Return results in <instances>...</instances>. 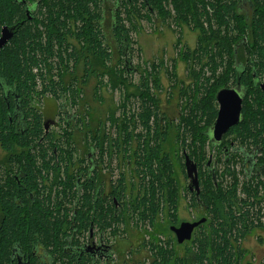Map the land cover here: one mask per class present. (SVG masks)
Returning a JSON list of instances; mask_svg holds the SVG:
<instances>
[{"label":"trees","instance_id":"obj_1","mask_svg":"<svg viewBox=\"0 0 264 264\" xmlns=\"http://www.w3.org/2000/svg\"><path fill=\"white\" fill-rule=\"evenodd\" d=\"M141 1L142 7L150 17L156 16V12L161 16L165 14H163L162 6L166 0ZM172 1L178 13V20L189 25L188 19H191L194 28L201 32V37L207 43V48H210V44L214 42L218 49V58L222 59L225 54L228 57L227 69L219 79V83H224V85H214L209 90H205L203 95L210 100H215L217 91L226 88L225 86L230 80L234 86L241 85L245 91L242 102V119L235 127H231L233 128L231 133L237 134L242 140L249 141L250 145H258L264 149V91H260L258 88L259 79L264 78L263 4L257 0H230L226 3L222 0H212L210 6L214 10L213 18L219 28H223L227 33L232 30L231 21L235 23L237 36L230 41L227 35L220 34V30L210 29L207 34L203 27V21L210 23L211 19L204 8L203 1ZM95 2L96 0H62L59 3L46 1L39 7L37 18H32L25 15L21 3L17 0H0V31L3 27L13 28V37L0 50V142L3 147L6 146L9 135L14 133V125L9 121L8 116L12 115L13 100H15V105H18L20 112H23L25 122L24 126L21 124L17 135L21 150L14 158L17 156L16 160L26 168L29 178L32 179L29 186H33L28 190L35 192L34 202L30 203L26 196L27 193L21 191L19 197L24 201L25 209L17 207V201L12 196L13 191L17 192V188L9 190V193H0V207L3 209L4 216L0 230L1 259L14 241L20 242L22 247H28L30 243L35 242L46 246L59 244L62 239L61 233L69 231L70 224L74 222L68 213H60L63 207L62 202L67 198L66 190L55 192L54 198L48 195L44 200L37 194L39 191L38 176L53 175L57 178L54 181L58 182L55 185L60 187L65 185L63 183H68L71 188L73 187L77 174L66 170L63 172L66 181L63 182L59 170L64 162L70 163L76 159L71 131L73 128L68 126V132L58 138H54L49 132L45 134L42 115L38 110L30 107V103L33 99L32 96L38 97L45 91H50L59 98H62L63 94L67 95L68 99L71 98V103L76 105L80 100V94L72 80L65 82L67 70L70 68L65 67L62 71L63 69L59 68L58 64L64 63L66 56L74 62L72 68L75 69L81 60L78 58L79 55L84 54V51L98 54V50L101 51L102 64L106 60L110 61L105 33V30L108 29L110 38L118 45L120 54L124 57V69L127 73L126 62L129 60L123 52L126 47L129 48V43L127 35L121 29L118 11L121 8H135L138 0L124 5H121L120 0L117 1V4L121 6L113 9V18L110 19L111 24L108 29L104 24L107 19H97L100 18L101 8L92 9L89 6L90 3ZM243 5H246V10L241 9ZM96 9L98 13H96ZM127 13L129 16L131 15L130 11ZM78 22L79 26H77ZM72 24L73 30L71 29ZM69 36L77 39L80 51L75 48L71 49L70 44L66 43ZM104 39L107 47L103 50L101 45ZM56 45H58L57 51H55ZM63 46L64 48H62ZM69 49H71L70 53ZM211 62L216 63L212 59ZM93 65L94 61L86 59L84 62L86 72H92ZM38 86L42 91L36 90ZM145 90L140 95L143 107L141 114L138 115L139 122L144 129L142 133L134 134L136 122L132 117L119 123L111 116L107 121H110L113 124L112 127L120 135H123L122 138L115 139L109 136L102 125L98 126L97 133L84 134L89 143H93L96 148H99L102 152L101 155L105 157L109 155L110 149L114 148L115 152L120 154L122 152L121 162L124 163L123 158L126 154L128 156L132 151L135 153L132 160H136V169H133L135 175L130 180V188L127 187L123 173H120L115 181L114 190L117 204L122 205L116 210V225L121 223L125 216L127 217L129 208L130 215L134 220L136 216L138 219L136 221H148L152 225L156 217L162 214L163 209L176 210L181 198L180 186L175 178V166L172 161L178 149H172L171 152L166 150L168 135L165 129L161 130L164 117L160 118L157 100H153L154 97L148 89ZM210 100L202 99L197 108L193 110L194 117L183 118L182 126L193 130L198 113L202 116L211 114L215 119L216 110H213L209 105ZM7 103L9 104L7 105ZM152 110L155 111L154 123L150 122ZM210 128L211 126L207 127L204 132L193 131V135L198 132V136L203 135L205 139L209 140ZM176 141H180L185 146V138ZM134 143H136L137 151L134 150ZM201 143L203 144V140ZM29 144L34 145L32 149L34 155H30L28 158V153L22 148L28 147ZM188 151L190 152V149ZM200 152L197 153L200 154ZM192 154H188V157L198 167L201 190L198 197L191 194L189 207L194 208V204L200 206L204 210L205 217L208 218V226L207 229L201 228L198 231L195 242L190 247L193 248L194 245H197L198 251L194 254V259H189L193 261V264H237L243 256L239 247L240 242L260 223L258 204L254 199L255 192L244 186V197L239 199L235 187L222 190L219 186L220 177L217 169L206 172L207 160L203 161V156H198L194 150ZM178 158L183 162V156H178ZM56 160L60 161V165L49 164ZM182 162L180 166L183 170ZM122 163L119 164L121 167H127ZM33 164L35 171L31 169ZM56 169H58L57 172ZM69 176L73 178H68ZM186 191L189 194L187 189ZM126 195L129 196L128 199L125 198ZM126 202L130 203L127 207L125 206ZM84 206L87 211L83 221L90 222L93 216L95 221L100 222V225L108 223L106 212L103 216L99 215L97 211H92V195H84ZM98 206L103 211L101 205L98 204ZM233 244H236V247ZM154 264L157 263L154 261ZM163 264L175 263L165 257Z\"/></svg>","mask_w":264,"mask_h":264},{"label":"rangeland","instance_id":"obj_2","mask_svg":"<svg viewBox=\"0 0 264 264\" xmlns=\"http://www.w3.org/2000/svg\"><path fill=\"white\" fill-rule=\"evenodd\" d=\"M195 1H203L205 4L204 8L209 13L210 23L203 21V27L207 34L210 29L213 31L220 30V34L222 36L227 35L230 41L236 38L237 31L234 27V21H231L230 24L232 30L227 33H225L223 28H219L215 22L213 18L214 10L210 6L212 0ZM229 1L222 0L224 3ZM257 2L264 6V1L257 0ZM162 9L163 14L165 13L164 15L162 14L163 16L156 12V16L150 17L142 7V1L138 0L135 8H121L118 11L120 13L121 29L127 35L126 37L131 47L126 58L136 69V73H126L124 57L120 54V48L109 36L108 26L111 21L107 19L104 24L108 29L105 30V33L110 49H108L110 51V61L106 60L102 64L103 60L100 59V50H98V54L84 51L85 53L79 55L78 58L83 59L84 62L86 59L91 62L94 61L93 74L91 75V71L82 70L81 66H76L74 71L70 70L66 73L65 82L72 80L75 84L80 94L79 102L73 105L71 98L68 99L65 94H63L62 98L51 94H46L43 98V94L38 96L39 99L37 97L34 99V107L38 112H41L44 119L56 120L57 125L48 129L54 138H58L68 132V125H66L64 120L65 117L59 111L65 110L71 114L78 111L80 119L87 125L84 128L80 126L83 130L94 129L97 125H102L104 131L109 133V136L118 139L122 138L123 135H120L112 127L113 124L107 121L111 116L119 123L132 117L134 122H136L134 134L142 133L144 129L139 122L138 115L141 114L143 107L140 95L146 87L154 97L153 100H157L160 104V118L164 117V121L161 123L163 126H161V130L165 129L168 135L166 150L171 152L172 149H178L172 161L175 166V178L180 186L181 198L179 199V207L176 210L163 209L162 217L156 218L152 225L149 222L136 221L130 214L127 217L125 216L121 223L117 224V249L121 253L125 252L124 256L119 259H125L126 264H154V261L157 264H163L165 257L173 260L175 264H193V261L189 259L192 257L190 256V251L193 250L194 254H196L198 246L194 245L193 248L186 245L176 246L168 230V226L177 217L191 219L195 216L202 217L205 215L204 210L200 206L194 204L193 209L189 207L190 196L186 191L188 180L185 168L182 170V166H180L182 161H180L178 156H183L184 158V154L187 156L188 154L193 155L194 150L198 156H203V161H206L211 154L213 160L214 157L218 160L216 169L220 177L219 186L224 191L230 187H235L236 195L239 199L244 197V186L249 187V190L254 192L261 190L259 187L254 186V181L249 183L243 180L242 161L238 155L230 153L229 160L224 162L220 151L211 149L209 141L203 135L198 136V132L193 135V131L204 132L207 127L213 125L215 119L211 114L202 116L198 113L197 120L194 121L193 130L182 126L183 118L191 119L194 117L193 110L197 108L202 99L210 100L203 95L204 91L220 84L219 79L227 69L228 57L225 54L222 59L218 58V49L214 42L210 44V48H207V43L202 39L201 32L194 28L191 19H188L189 25L178 20V13L172 0L164 1ZM128 11L131 12L130 16L127 13ZM105 47L107 46L104 39L101 49L104 50ZM108 51L105 50V52ZM213 56L214 58H212ZM211 59L215 60L216 63L213 64ZM72 63L74 64L70 58L65 59L64 63L58 64V67H61L62 71H64V68L69 67ZM84 81L86 82L84 83ZM112 82L115 84L112 85ZM221 85H224V83L219 86ZM225 87L233 88L234 85H232L230 80ZM36 90L41 91V87L38 86ZM209 105H211L213 110L218 111V104L215 100H210ZM154 121L155 111L152 110L150 122L154 123ZM71 131L73 133L72 140L78 147V143L75 140L81 137L80 131L75 129H71ZM105 136L107 137V135ZM183 138H185V146L180 141H176ZM202 140L203 144L201 143ZM231 143L235 146L250 145L249 141L242 140L237 134L230 132L223 137L222 145L229 146ZM189 149L190 152L188 151ZM197 152H200V154ZM121 155L122 152L119 161L121 160ZM260 162L264 163V157L260 158ZM117 164H119L118 161H116ZM182 164L184 166L183 162ZM123 170L126 175H129L125 167L123 169L117 167L115 168L114 177L117 178L120 171ZM262 176L260 184L264 185V174ZM258 209L260 225H262L264 224V201L258 203ZM129 216H131V220ZM143 240L145 241V248L147 252H150V255H146L145 250L139 247ZM125 241L133 242L131 254L127 253L131 248L126 245ZM233 245L236 247V244ZM239 247L243 256L237 264H264V230H260L259 227L253 229L246 235L245 239H242ZM117 264L122 263L118 262Z\"/></svg>","mask_w":264,"mask_h":264},{"label":"flooded vegetation","instance_id":"obj_3","mask_svg":"<svg viewBox=\"0 0 264 264\" xmlns=\"http://www.w3.org/2000/svg\"><path fill=\"white\" fill-rule=\"evenodd\" d=\"M17 1L21 3L24 9V13L27 17L37 18L39 7L42 5L43 2L54 1L55 3H59L62 0H35V1L17 0ZM117 1L119 0H96L95 3L93 4L90 3L89 6L92 9L99 7L101 8L100 18L97 19H112L114 13L113 9L127 3H133V0H120L121 1V5H120L117 4ZM241 9L246 10V5H243ZM96 13H98L97 9H96ZM79 25L80 24L78 22L77 26ZM71 29L72 30L74 29L73 24L71 25ZM66 43L70 44L69 47L71 49L72 48H75L76 50L80 49V45L78 44L77 39L74 37L69 36L68 42L66 41ZM62 48H64V46ZM57 49H58V45L55 46V51H57ZM71 49L68 50L69 53L71 52ZM130 50H131L130 46L129 48L126 47L127 53ZM62 54L65 56L64 52H62ZM65 59L68 58H66L65 56ZM83 65L84 63L83 60L81 59L76 66H81V69L85 70ZM73 66H74L73 63L70 64V66L68 67L70 69H68L67 71L74 70L72 68ZM92 74L93 72L91 73V75ZM263 83H264V78L259 79L258 88L260 87L259 88L260 91H262L261 84ZM237 85L234 86L233 88H226V89H234L237 87ZM46 94H51L52 96H54L52 92L45 91L43 98L45 97ZM35 97L36 96H32L33 99L31 100L30 103L31 104L30 107L32 108H35L34 107ZM14 101L15 100H13L12 115L8 116L9 121L12 122L14 125V133L9 135L7 140L8 143L6 146L3 147V145L0 142V193L2 192L9 193L11 190L14 189V187L17 188L20 191L18 190L17 192L13 191L12 196L15 199V201H17L16 206L21 208L23 207V209H25L24 208L25 203L19 197L21 191L27 193L26 196L29 199L30 203L34 202L33 198H35V192H31L32 190H28V188L31 189L33 188V186L32 185L31 187L29 186V182L32 181V179L29 178L26 168L22 167L21 163H19L18 160H16L18 159L17 156L14 158V156L17 155L18 152L21 150V147L18 145L19 142L17 135L19 134V129L21 127V124L25 122L23 112H20L19 106L15 105ZM8 104L9 103H7V105ZM160 107L161 106L159 104V111H160ZM218 110H219V105H218ZM59 112L62 115H64L65 117L64 120L66 122V125L72 127L77 131H80L79 133L81 134V137L75 140L78 143V147L76 144L74 145V156L76 157V159L72 160L70 163L64 162V164H62V166L59 167L60 168L59 170L61 171L60 177L63 180V182L66 181V177L63 176V172H65L66 170H68L70 173L75 172L77 175L75 177V181L72 188L68 183H63L65 185H62L60 187L55 185L58 182L54 181L56 177H54L53 175H49V177L38 176L37 185L39 191L37 192V194L39 195V198L44 200L48 197V195H50L51 198H54V196L56 195L55 192L66 190L65 194H67V198H65L62 202L63 207L60 213L61 214L68 213L70 219L72 220L74 219V222L70 224L69 231L61 233L62 239L59 243L60 245L48 243L49 246H46L40 242H35L32 244L30 243L28 247H22L20 242L18 241L12 242L9 250L7 249V252L5 253L3 259H1L0 257V264H117L118 262L122 264H126L127 262L125 259H121V260L119 259L120 257L124 256L125 252L124 253L119 252L116 245L117 243L116 241L117 225L115 224L116 210L120 208L122 205L117 204L114 186H115V181L118 177L115 178L114 173H115V168L118 167L123 169V167H125V166L121 167L119 165L120 163H122L121 160L119 161L120 153L115 152L114 148H111L108 156L105 157L101 155L102 152L99 150V148H96V146L93 143H89V140L84 135L86 133L87 134L97 133L96 131H98L99 129L98 125L94 129L88 128L89 130L86 129L85 131L83 130V128L87 125H85L83 121L80 119V113L78 111H75L74 114L73 113L71 114L70 112L67 113L65 110ZM217 113L218 111H216V116ZM45 124L48 125L47 129L45 128ZM56 125H57L56 120L43 118V127L45 130L44 131L45 134L48 132L50 133L48 129L52 126L55 127ZM80 126H83V128H81ZM232 129L233 128H230L228 130V133H230ZM228 133L226 132L222 137L228 135ZM210 134H211V128L209 131V140H208L209 147L213 150L217 149L218 152L220 151L221 153L220 155L223 157L224 162H227L229 160L230 153H234L238 155L242 161V170L244 173L243 180L249 183L254 181V186H257L261 189L260 191H255L254 199L257 202V204L264 201V185L260 184L261 178H263L262 175L264 174V163L260 162V158L264 157V149L258 145L235 146L233 143H231L230 147L228 148L227 145L225 146L222 145V140H223L222 137H221L222 140L220 141L219 145L218 144L215 145L212 142ZM33 147L34 145L29 144L28 147L24 146L22 148L23 150H25V152L28 153V158L30 155H34V151L32 150ZM133 147L134 150L137 151V149L135 148L136 143H134ZM185 155L186 154H184V156ZM252 155L254 156L252 157ZM121 156L123 157V155ZM134 157H135V153H133L132 151V153H130L128 156L126 154V156L123 158L124 163L122 164L124 165L126 164L127 167H125V169L127 174L129 173V175H126L124 170L120 171V173L124 174L128 188H130V180L132 179V176L135 175L133 169H136L135 167L136 160H132ZM246 160L247 163L245 166L244 162ZM116 161H118L119 164L116 165ZM183 163H184V158H183ZM49 164L60 165V161L56 160L50 162ZM217 164H218V160L215 157L213 160L210 154L207 157V161L205 164V171L211 172L212 170H215ZM196 168H197V178H198L199 177L198 167ZM31 169H34V171L36 170L34 164L31 167ZM247 170L248 171L251 170V172L248 177H245L246 172H248ZM57 171L58 169H56V172ZM68 178H73V177L69 176ZM198 183H199V192H200L201 189H200L199 178H198ZM189 185L190 184L188 181L187 190L189 191V196H191V194L198 196L194 188L192 190L189 189ZM86 194L87 196L89 194L90 196L92 195L93 212L97 211L99 215L102 214L103 216H105V212L108 214L107 224L100 225V222L95 221L93 216L90 222L83 221L84 214L87 211V209L84 206V195ZM128 197H129L128 195L125 196L126 199H128ZM98 204L101 205L100 207L103 209V211H101ZM127 205H130V203L126 202L125 206L127 207ZM192 209L191 211H193ZM127 213L131 214L130 208L128 209ZM204 216L202 217L195 216L191 219H185V218L182 219L177 217V219H175V221L168 226V230L171 233V236L176 246L179 247L185 245L192 246V243L195 242L198 231L201 228H206L208 226V218ZM130 217L131 216H129V218ZM159 217H162V214L158 215V217L156 218ZM3 220H4L3 209L0 207V230ZM135 220H138L136 216H135ZM201 220L203 221V223L205 221L206 222L204 224L201 223V225L199 224L196 227V229L195 228L193 229L191 239L179 244L177 242L176 234L173 233L171 227L174 226L173 228H178V226L180 227L182 223L186 222L192 224V223L200 222ZM258 227L260 228V230H264V224L260 225L259 223L254 227V229H257ZM125 242L126 245L131 248L130 250L127 251V253L131 254L133 249L132 246L133 242L131 241H125ZM141 243L142 244L139 247L145 250L146 255L148 254L150 255V252H147V249L145 248V241L143 240ZM50 245H52L53 247ZM190 253H191L190 256H192L190 258L194 259L193 251H190Z\"/></svg>","mask_w":264,"mask_h":264},{"label":"water","instance_id":"obj_4","mask_svg":"<svg viewBox=\"0 0 264 264\" xmlns=\"http://www.w3.org/2000/svg\"><path fill=\"white\" fill-rule=\"evenodd\" d=\"M13 37V28L3 27L0 31V50L11 40ZM126 57V49H124ZM127 73L134 74L136 72L135 68L130 62H126ZM262 91H264V83L261 85ZM245 97V91L243 87L238 84L234 89H220L215 95V101L219 105V110L215 122L211 128V139L215 145L219 144L221 137L229 130V128L236 126L241 122L242 119V102ZM45 128L48 125L45 124ZM238 150V149H237ZM254 155H252L253 157ZM252 160V158H251ZM247 160L244 162L246 166ZM250 165V164H249ZM250 167V166H249ZM184 168L186 177L189 181V189L196 191L199 194V183L197 178V168L196 165L189 159L187 155L184 156ZM250 171L246 172L245 177L250 175ZM203 223L201 220L197 223H182L179 228H173L172 231L176 234L177 242L179 244L184 241L191 239L193 229L199 224Z\"/></svg>","mask_w":264,"mask_h":264},{"label":"bare ground","instance_id":"obj_5","mask_svg":"<svg viewBox=\"0 0 264 264\" xmlns=\"http://www.w3.org/2000/svg\"><path fill=\"white\" fill-rule=\"evenodd\" d=\"M7 45V44H6ZM262 85V84H261ZM260 88V87H259ZM217 103V102H216ZM217 117V116H216ZM235 127V126H234ZM212 128V127H211ZM230 129V128H229ZM227 133H228V131H227ZM223 138V137H222ZM222 138H221V140H222ZM213 142V141H212ZM219 145V144H218ZM191 160V159H190ZM210 161V160H209ZM210 164V163H209ZM197 167V166H196ZM256 169V168H255ZM187 178V177H186ZM193 193V192H192ZM196 196V195H195ZM198 197V196H197ZM205 220V219H204ZM206 222V221H205ZM204 222V223H205ZM186 223V222H185ZM204 223H202V224H204ZM201 225V224H200ZM174 227V226H173ZM172 228V227H171ZM178 228H179V226H178ZM196 229V228H195ZM174 233V232H173Z\"/></svg>","mask_w":264,"mask_h":264}]
</instances>
